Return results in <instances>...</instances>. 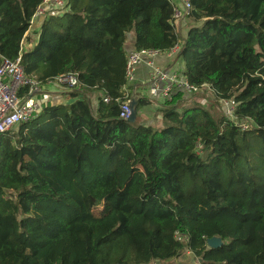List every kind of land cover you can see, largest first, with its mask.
Instances as JSON below:
<instances>
[{
	"label": "trees",
	"instance_id": "16d2710c",
	"mask_svg": "<svg viewBox=\"0 0 264 264\" xmlns=\"http://www.w3.org/2000/svg\"><path fill=\"white\" fill-rule=\"evenodd\" d=\"M43 1L0 0V66L20 57L27 76L78 85L0 140V264H167L184 249L264 264V0H191L183 39L171 0H67L24 50ZM131 34L134 49L181 44L189 81L234 99L237 121L180 95L160 127L121 119Z\"/></svg>",
	"mask_w": 264,
	"mask_h": 264
},
{
	"label": "built area",
	"instance_id": "2783aa9c",
	"mask_svg": "<svg viewBox=\"0 0 264 264\" xmlns=\"http://www.w3.org/2000/svg\"><path fill=\"white\" fill-rule=\"evenodd\" d=\"M173 4L172 24L177 31L180 21L189 18L192 11L191 0H171ZM67 10V0H44L37 8L31 20V26L38 17L59 16ZM31 28V27H30ZM181 45L177 44L169 50H159L153 48L132 49L127 52L125 67V83L123 85L124 101L121 103L120 118L127 121L131 115L130 99L137 96L139 102L142 99L157 101L161 104L172 101L177 96L184 98L193 97L202 92L206 84L201 87L192 84L185 75L183 64L177 60ZM166 55L173 59L171 66L158 64L157 58ZM141 65L148 68L144 82H141L142 94L137 93L135 87L138 82V69ZM49 84H58L74 88L78 85L75 74L68 73L59 76L53 81L42 83L33 77L27 76L20 62V57L15 61L4 59L0 66V140L10 131L16 129L21 123L31 120L42 109L40 94L44 87ZM104 101L109 103L110 98L104 97ZM138 102V103H139ZM225 116L237 121L236 108L238 103L234 99H223L220 101ZM252 123L251 120H246ZM241 128L247 126L239 123Z\"/></svg>",
	"mask_w": 264,
	"mask_h": 264
},
{
	"label": "crops",
	"instance_id": "0c3cea01",
	"mask_svg": "<svg viewBox=\"0 0 264 264\" xmlns=\"http://www.w3.org/2000/svg\"><path fill=\"white\" fill-rule=\"evenodd\" d=\"M42 22H43V18L42 17H38L35 19L34 23L32 24L30 31L27 33L26 39L23 43V49L24 50H29L31 49L37 42L39 34H40V30L42 27ZM35 31L38 32V34H32ZM29 37H31V39H29ZM135 40H134V35L131 34L129 36V39L127 41L126 44V50L127 52L134 49ZM173 59H171V57H168L166 55H161L160 57L157 58V62L158 64L162 65V66H171ZM147 72H148V68L146 67V65H141L138 69V82L136 84L135 87L138 88L137 93L139 95L142 94V86L141 82H144L147 76ZM69 89H67L65 86L63 85H58V84H49L46 85L44 87V90L42 91V93L40 94V99L42 101V103H47V102H51L54 104H59V103H70L73 99L69 96ZM101 96V93L99 92H90L86 94V97L91 101L92 105L94 106V108L97 107V102H98V98ZM153 103L146 105L142 108L141 110V115H146V112H150V113H155L156 112V108L160 109V103H158L157 101H152ZM154 123V122H153Z\"/></svg>",
	"mask_w": 264,
	"mask_h": 264
},
{
	"label": "rangeland",
	"instance_id": "374dc122",
	"mask_svg": "<svg viewBox=\"0 0 264 264\" xmlns=\"http://www.w3.org/2000/svg\"><path fill=\"white\" fill-rule=\"evenodd\" d=\"M193 25H195V23L192 22L188 18L186 20L180 21L178 23L177 31H178V34L180 35V37L182 39L187 36L188 31L190 30V28ZM32 34H38V32L35 31ZM29 39H31V37H29ZM177 60H179L183 64V66H184V63L181 61L182 59H180L178 56H177ZM180 99L183 100V101H187L188 105H186V107L192 106V105H194L195 102H198L199 101V103H201L204 107L214 108L216 111H218L221 114H224L225 115V113H224V111L222 109V105H221L220 101H218V100H216L214 98L212 92L210 90H208V88L205 89L203 92L198 93L194 97L184 98V97L181 96ZM142 108H140L138 110V112H137V115H138L137 116V118H138L137 121L139 123L144 124V125H151L152 124L155 127L162 126L161 113L159 112V109L158 108H156V112L154 114L153 113H150V112H146V115L145 114L144 115H141L140 112H141ZM243 123L247 127H251L253 125L249 121H244ZM167 264H201V263L194 256V254L192 252L188 251L187 249H184V250L181 251L180 256H178V257L170 260L169 262H167Z\"/></svg>",
	"mask_w": 264,
	"mask_h": 264
},
{
	"label": "water",
	"instance_id": "95a60500",
	"mask_svg": "<svg viewBox=\"0 0 264 264\" xmlns=\"http://www.w3.org/2000/svg\"><path fill=\"white\" fill-rule=\"evenodd\" d=\"M138 102H139L138 97L133 95L130 99L131 115L128 118L127 122L135 123L137 121ZM184 245H185V243H184ZM223 245H224V241L218 235H215V236L207 239V246L210 249H218V248L222 247Z\"/></svg>",
	"mask_w": 264,
	"mask_h": 264
}]
</instances>
